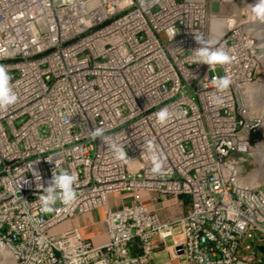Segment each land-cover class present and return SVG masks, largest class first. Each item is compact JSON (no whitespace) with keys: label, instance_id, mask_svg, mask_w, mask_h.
<instances>
[{"label":"built area","instance_id":"built-area-1","mask_svg":"<svg viewBox=\"0 0 264 264\" xmlns=\"http://www.w3.org/2000/svg\"><path fill=\"white\" fill-rule=\"evenodd\" d=\"M258 3L0 0V65L17 96L0 107V264H172L157 263L163 249L264 264L253 154L264 107L246 93L264 83ZM201 47L230 61L201 62ZM63 172L77 178L75 200L42 211Z\"/></svg>","mask_w":264,"mask_h":264},{"label":"clouds","instance_id":"clouds-1","mask_svg":"<svg viewBox=\"0 0 264 264\" xmlns=\"http://www.w3.org/2000/svg\"><path fill=\"white\" fill-rule=\"evenodd\" d=\"M253 11L258 17H264V0H259V3L253 6ZM200 41L199 37H196ZM198 55L201 58V62L207 63L209 65L215 63H227L230 61V57L222 49H217L215 51H209L205 47L198 48ZM11 77L8 74L7 68L4 65H0V107L8 106L14 104L17 100V96L13 93L9 81ZM213 84L218 89H226L230 84V79L227 76L221 77L218 80H213ZM157 119L159 122L163 123L169 117L167 109L160 110L157 114ZM102 130L96 129L93 131V135L101 136ZM151 148V146H150ZM120 152L119 149H117ZM152 160L154 163V170H158L161 167V163L158 158L153 154ZM75 174H69L67 172L60 173L59 175H54L50 187L43 189L48 193L47 196L41 194L38 199L42 206V211L50 212L53 210V205L56 203L57 199L61 200L65 205L70 204L76 198V192L73 189V185L76 182ZM39 180V179H37ZM38 187L43 188V185H38ZM60 191H56V189Z\"/></svg>","mask_w":264,"mask_h":264},{"label":"bare ground","instance_id":"bare-ground-1","mask_svg":"<svg viewBox=\"0 0 264 264\" xmlns=\"http://www.w3.org/2000/svg\"><path fill=\"white\" fill-rule=\"evenodd\" d=\"M223 19H215L212 21V28L216 33H219L222 30ZM262 37L264 39V33L262 32ZM248 87V86H247ZM247 93V102L252 104L255 108H259V103L264 107V83H257L251 85L246 90ZM264 121V117L262 118ZM253 154L256 157V160L260 164V168L256 171L262 179L264 180V147L256 146L253 150ZM4 264H8L5 262Z\"/></svg>","mask_w":264,"mask_h":264},{"label":"crops","instance_id":"crops-1","mask_svg":"<svg viewBox=\"0 0 264 264\" xmlns=\"http://www.w3.org/2000/svg\"><path fill=\"white\" fill-rule=\"evenodd\" d=\"M163 205H161L162 207ZM167 211L166 207L161 208V213L165 214ZM158 240V238H156ZM173 241L171 239L168 240V244L171 245ZM170 260L172 264H195L193 262H189L183 254L179 255L177 258L172 259L170 252L168 249H163L158 255L156 256L157 263H161L164 261Z\"/></svg>","mask_w":264,"mask_h":264},{"label":"rangeland","instance_id":"rangeland-1","mask_svg":"<svg viewBox=\"0 0 264 264\" xmlns=\"http://www.w3.org/2000/svg\"><path fill=\"white\" fill-rule=\"evenodd\" d=\"M218 73L221 75V71H220V70H218ZM255 158H256V157H255ZM256 161H257V160H256ZM256 161L254 160L256 166H259V168H260V164L258 165V164H257L258 161H257V163H256ZM252 163H253V160H252ZM259 168H258V169H259ZM258 169H257V170H258ZM257 170H256V171H257ZM259 254H260L261 257H264V252L260 251Z\"/></svg>","mask_w":264,"mask_h":264},{"label":"water","instance_id":"water-1","mask_svg":"<svg viewBox=\"0 0 264 264\" xmlns=\"http://www.w3.org/2000/svg\"><path fill=\"white\" fill-rule=\"evenodd\" d=\"M179 248H182V246H180ZM260 249H261L262 251H264V245H261V246H260ZM181 252H182V250H181Z\"/></svg>","mask_w":264,"mask_h":264}]
</instances>
